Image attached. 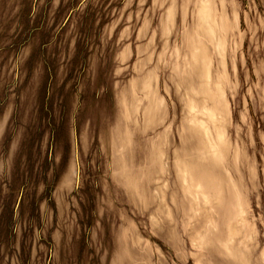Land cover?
Segmentation results:
<instances>
[{"label":"rangeland","instance_id":"obj_1","mask_svg":"<svg viewBox=\"0 0 264 264\" xmlns=\"http://www.w3.org/2000/svg\"><path fill=\"white\" fill-rule=\"evenodd\" d=\"M0 264H264V0H0Z\"/></svg>","mask_w":264,"mask_h":264}]
</instances>
